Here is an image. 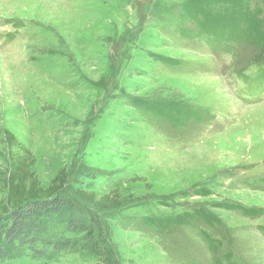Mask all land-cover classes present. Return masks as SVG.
Segmentation results:
<instances>
[{
	"label": "rangeland",
	"instance_id": "1",
	"mask_svg": "<svg viewBox=\"0 0 264 264\" xmlns=\"http://www.w3.org/2000/svg\"><path fill=\"white\" fill-rule=\"evenodd\" d=\"M188 1L0 0V167L8 130L41 186L117 192V264H264V94L242 101L264 46L212 51Z\"/></svg>",
	"mask_w": 264,
	"mask_h": 264
},
{
	"label": "trees",
	"instance_id": "2",
	"mask_svg": "<svg viewBox=\"0 0 264 264\" xmlns=\"http://www.w3.org/2000/svg\"><path fill=\"white\" fill-rule=\"evenodd\" d=\"M208 1L212 3L207 6ZM215 6L234 8L236 16L216 14ZM185 7L188 18L199 28L197 38L212 51H228L231 42L264 46V17L244 0H189ZM226 19L236 20L243 29L230 34L209 30L212 23ZM3 136L10 151L8 164L0 167V264L24 258L37 264H56L67 255H78L95 264H117L111 213L121 208L119 194L99 195L81 188L67 193L64 168L47 186H41L31 171L32 153L10 131L5 130ZM195 213L190 219L184 216L185 222L208 220L203 211Z\"/></svg>",
	"mask_w": 264,
	"mask_h": 264
}]
</instances>
